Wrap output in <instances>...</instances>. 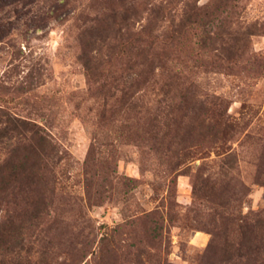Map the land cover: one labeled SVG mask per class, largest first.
<instances>
[{"label":"rangeland","instance_id":"374dc122","mask_svg":"<svg viewBox=\"0 0 264 264\" xmlns=\"http://www.w3.org/2000/svg\"><path fill=\"white\" fill-rule=\"evenodd\" d=\"M214 1L0 0V113L56 151L0 264H264V0ZM187 4L256 32L228 60L198 40L212 22L173 45ZM28 201L4 195L0 220Z\"/></svg>","mask_w":264,"mask_h":264},{"label":"trees","instance_id":"16d2710c","mask_svg":"<svg viewBox=\"0 0 264 264\" xmlns=\"http://www.w3.org/2000/svg\"><path fill=\"white\" fill-rule=\"evenodd\" d=\"M224 1L226 0H215L214 4L218 3L215 7L224 5ZM215 17L218 16L215 15ZM211 22L213 26L216 25L217 31L212 36L210 32L203 29L198 40L203 44V47L208 43L210 50H217L216 54L222 59H232L233 54H238L242 46L240 44L242 40L246 42L249 36L256 32L253 29L240 31V38L233 34L232 30H227V26L224 28V24L221 26L220 19L211 20L210 13L204 7H192L187 4V9L183 10L179 21L175 22L174 17L171 20L168 30H165V38L174 45L175 40L184 31L191 30L193 27H205L210 25ZM139 32L131 31L129 36L134 42V44L130 42L134 48L139 45L140 38L135 36ZM224 33L226 35L229 34L230 40H222L223 38L221 37L219 46L216 47V39ZM184 102V105L181 106V116L192 118L191 116L198 113L196 110L199 108L195 103L187 105V101ZM199 103L201 104L200 100ZM1 143L6 147V152L4 157L0 159V199L4 195L20 192L29 198L27 203L30 206L26 213L24 212L25 216L22 215L25 218L19 219V216L18 218L15 215L8 214L6 218L0 220V243H2L3 238H5V241H9L8 238L14 236L16 230L17 232H22L23 229L33 225L44 208L47 207V193L50 187L48 186L50 183L48 174L52 167L50 162L52 165V159L56 155L50 137L40 126L30 120L4 112L0 113Z\"/></svg>","mask_w":264,"mask_h":264}]
</instances>
